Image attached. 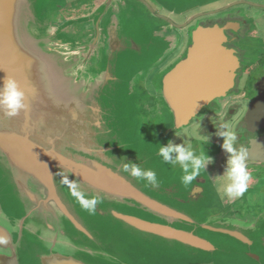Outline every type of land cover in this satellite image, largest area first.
<instances>
[{"label":"water","instance_id":"water-1","mask_svg":"<svg viewBox=\"0 0 264 264\" xmlns=\"http://www.w3.org/2000/svg\"><path fill=\"white\" fill-rule=\"evenodd\" d=\"M50 1L0 0V84L15 78L28 104L16 117L0 111V264H264V223L209 215L206 177L184 186L157 144H138L129 97L157 30L116 18L105 66L95 69L80 52L95 38L74 41L52 28ZM193 38L164 79L176 128L233 85L222 30ZM248 156L264 161V139ZM127 161L153 169L159 184L123 172ZM60 173L102 197L95 215Z\"/></svg>","mask_w":264,"mask_h":264},{"label":"flooded vegetation","instance_id":"flooded-vegetation-1","mask_svg":"<svg viewBox=\"0 0 264 264\" xmlns=\"http://www.w3.org/2000/svg\"><path fill=\"white\" fill-rule=\"evenodd\" d=\"M47 17L52 28L71 40L86 42L95 38L91 47L80 50L95 69L105 66L108 32L116 18L150 22L159 33L158 40L166 42L162 51L166 61L137 90L141 97L137 99V115L149 116L153 111L156 115L151 116L159 113L162 118V124L145 125L150 129L147 138L158 146L171 140L199 149V141L207 135L209 143L204 148L213 162L207 166V173L201 174L206 177L210 208L214 209L211 215L254 225L264 223V161L248 156V190L235 201L222 198L224 180L219 175L225 171L228 154L222 148V137L217 135V127L227 123L237 133V148L247 152L257 140L264 139V0H55L48 4ZM75 20H79L77 25L71 23ZM214 27L222 30L223 45L235 58L233 85L203 103L186 125L174 127L170 112V122L164 123L163 116L170 110L164 99L166 75L187 58L196 30ZM141 84L138 82L137 88ZM172 168L182 171L179 165Z\"/></svg>","mask_w":264,"mask_h":264},{"label":"clouds","instance_id":"clouds-1","mask_svg":"<svg viewBox=\"0 0 264 264\" xmlns=\"http://www.w3.org/2000/svg\"><path fill=\"white\" fill-rule=\"evenodd\" d=\"M28 104L25 102V92L19 86L15 78L6 76L0 84V111L10 118L19 115L21 110H27ZM217 135L222 137V148L228 154L225 163V171L219 175L223 177L221 196L227 197L229 201H235L243 197L248 190L251 174L248 171V152L244 148H237L238 136L227 123H221L217 127ZM199 149L192 144H177L171 140L167 144H160L158 155L169 165H179L182 169L181 183L184 186H192L194 181L198 183L197 177L201 173H207V166L213 162V157L207 153L204 145L209 143V137H204L199 141ZM121 170L128 173L137 180H144L149 185L159 184L157 173L153 169L142 168L139 164L127 161L121 164ZM71 173V172H70ZM61 182L67 186L70 195L79 204L81 209L89 215H95L97 205L102 203L99 195L88 196L81 190L77 180H70L68 174L60 173ZM196 183V184H197ZM220 191V189H218Z\"/></svg>","mask_w":264,"mask_h":264},{"label":"rangeland","instance_id":"rangeland-1","mask_svg":"<svg viewBox=\"0 0 264 264\" xmlns=\"http://www.w3.org/2000/svg\"><path fill=\"white\" fill-rule=\"evenodd\" d=\"M52 1H55V0H52ZM132 20H137V19H132ZM78 21L79 20H77V21L75 20L74 22H71V23H73L74 25H77V22ZM147 25L152 29V25L150 24V22H147ZM67 38H69V37H67ZM165 47H166V42L163 43V42H160V40H158L157 43H156L155 48H153L151 50V53L148 56H146V58L143 60V62L141 63V67H143V69H146V71L144 72V76L145 77H140L135 82V84L133 86L134 94H133L132 97H129V103H130V107H131V117L133 118V123H134V126H135V131H137V137L139 139L138 144L140 146H141V144L144 145L146 143L147 144H151V143L157 144L155 141H152L151 139L147 138V133H148V131H150V129H147L145 127V125H149V124H160V123L162 124V122H160L162 118H161V115L159 113H158V116H151V114L153 113V111H152V113H150L149 116L148 115H144V114L143 115H140V114L137 115V113L139 111V107L137 105V99L138 98L139 99L141 98L140 96L138 97L137 90H139L143 86V83L142 82H144V80H146L147 77L152 76V73H154L153 70H155L158 66H160L161 64H163L164 61H166V60L163 59L165 55L162 53V51H163V49ZM138 69H140V67H138V68L135 67L131 71L130 74L136 72ZM154 74H156V73H154ZM138 82H140V84L141 83L142 84L139 85L138 88H137ZM145 86L147 88L151 89V87L147 86L146 83H145ZM156 86H157V84H156ZM152 93H153V90H152ZM147 100H148L149 103H152V101H153V94ZM169 112H170V110L169 111H166L165 114H164V116H163L164 123H166L168 121L170 122V120H169V118H170ZM153 114L156 115L155 113H153ZM181 129L178 130V131L181 132L182 131ZM185 133H186V131L183 132V134H185ZM181 134L182 133H180V135ZM186 134H188V133H186ZM210 206H209V208L207 210L208 214L210 213L209 215H211V211H214V209H211ZM259 225L260 224L256 225V227H258Z\"/></svg>","mask_w":264,"mask_h":264}]
</instances>
